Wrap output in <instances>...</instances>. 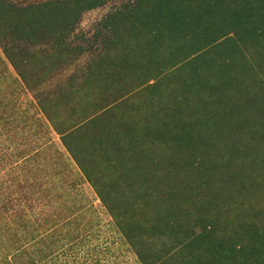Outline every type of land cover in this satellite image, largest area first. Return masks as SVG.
Masks as SVG:
<instances>
[{"label":"rangeland","instance_id":"rangeland-1","mask_svg":"<svg viewBox=\"0 0 264 264\" xmlns=\"http://www.w3.org/2000/svg\"><path fill=\"white\" fill-rule=\"evenodd\" d=\"M4 1L0 5V264H142L116 223V208L105 205L95 188L94 184L109 185L120 173L114 168H120L106 161L99 150L104 146L99 148L92 133L106 123V135L100 139L118 145L134 127L166 128L174 121L171 112L179 107L176 97L183 93L187 95L180 99L189 111L198 94L183 90V81L188 78L189 83L191 78V89L196 88V76L190 73L207 69L210 60L200 62L212 56L206 52L220 51L212 49L219 29L228 28L220 43L236 41L235 48L227 45L224 53L234 57L233 71L241 87L231 88L222 97V106L228 115L233 111L232 117L239 100L248 102L250 110L256 100L253 118L245 120L255 125L258 139L263 138L257 146L259 161L251 163L250 155L234 146L216 152L205 162L213 175L202 176L201 187L187 198L190 204H183L182 216L192 223L200 205L208 204L213 213L220 206L229 228L253 222L264 226V0H204L215 6L211 12L200 0H190L193 15L200 10L209 14L204 27L213 24L210 30H197V35L193 29L184 34L174 26L168 28L175 18L166 12L174 11L182 0H89L97 6L75 15L67 33L60 32V23L77 2ZM48 3H54L49 10H38ZM222 6L232 14L239 8L248 10L244 15L248 26L236 33L222 20ZM19 8L31 12L16 16ZM41 19L44 31L35 36ZM152 27L160 31L157 37L163 35V44L151 43L144 35ZM170 38L176 43L168 44ZM174 76L180 85L175 91ZM216 101L220 103L217 98L212 102L218 105ZM183 111L180 107L178 114L185 117ZM250 128L239 130L250 134ZM156 152L161 155L163 149ZM249 152L257 154L251 148ZM163 165L148 190L165 200L169 178ZM85 170L94 175L93 181ZM237 172L251 176L247 187L239 184L242 176ZM143 190L147 191L143 184L133 183L131 192L121 190L129 197L117 202L134 203V195ZM148 213L152 217L154 212L145 209L142 217Z\"/></svg>","mask_w":264,"mask_h":264},{"label":"trees","instance_id":"trees-1","mask_svg":"<svg viewBox=\"0 0 264 264\" xmlns=\"http://www.w3.org/2000/svg\"><path fill=\"white\" fill-rule=\"evenodd\" d=\"M203 1L200 0V3L205 5L204 7L207 8V11H213L212 7L215 6L210 3H203ZM3 2L5 1H0V5ZM72 2H77V5L72 8V11L65 12L66 21L60 23V32L67 33L69 26L75 24L77 20L74 19L75 15H79L83 10L97 6L96 3L89 0H73ZM191 2L193 1L182 0L179 4L180 6L176 7L174 11L166 12V15L168 14L175 18L168 28L174 26L177 30L180 29L182 32L184 30L183 33L185 34L192 32V29L197 31L204 27L205 16H209V14H205L200 10L198 14L193 15ZM53 4L48 3L39 6L38 10H41V7H46V10H49L48 7L53 6ZM164 6L163 4L159 5L160 8ZM0 7L2 8V6ZM5 8H8V6H5ZM239 9L240 11L232 14V10L224 6L220 7L222 20L225 23H229L228 26H232L236 33L250 23L244 17V15H248L249 11ZM28 12H31V10L19 8L14 14L27 17ZM186 18L194 20L190 23ZM42 20L39 21L37 30L34 31L35 36L44 31L42 30ZM179 20L180 22L182 21V24L178 22ZM132 22H135V18H132ZM212 26L213 24L204 28L210 30ZM155 29L154 27L150 28L149 32L144 35L148 37L151 43L155 41L158 45L163 44L164 39H161L163 35L160 34L162 36L157 37L160 31ZM226 29H219L217 40L213 41L212 49H220V51L215 52V54L211 51L206 52L211 53L212 56L208 57V59L203 58L205 60L202 59L200 61L201 63H206V60H210V65L207 69L205 71L200 70L198 74H196L199 70L198 68L196 71L192 69L190 74L196 76L194 77L197 81L196 88L191 89L192 81H194L191 78H189V83L188 78L187 81H183V90L189 89L188 91H192L193 96L194 92L198 94V98H196L194 105L189 110L190 112L188 111L189 107L184 106L185 103H182L180 99L181 97H186L187 93H183L181 96L176 97V104L179 107L177 111H170L173 114L172 120L174 121H172V125L167 124V129L165 127H153L151 124L144 125L143 128L138 129L134 127V131L129 133V137L126 140L119 138L124 144L119 143L118 145H115L117 144L116 142L112 144L100 139V137L104 138L106 135V123L101 124L92 133L95 142L97 144L99 142V148L104 146L99 150L104 152L106 161L117 163L121 169L114 168L115 171L120 173L109 185L99 184V186L94 184L95 188L105 205L111 209L113 207L116 208V223L123 231L129 244L133 246L142 264H264L263 225L257 227L256 223L253 222L249 226H243L242 223L241 227L229 228L230 222L224 215L222 216L220 206L217 207L216 213H213L210 211L208 204H201L200 214L198 213L195 220L188 224V221L185 222L181 210L183 204H190L187 198L193 197L194 193L192 191L201 187L202 183L200 180L202 176L213 175L210 169L205 166V162H208L212 155H216V152L229 146H234V149L243 150L240 152L242 155L244 154L245 156L248 153L251 163L256 164L259 161V149L257 146H259L263 138L259 140L257 137L259 135L258 130L252 129L255 125L249 126V123L245 120L253 118L251 110L254 111L255 108H258L256 100L253 101L252 106L254 108L251 110L248 102L242 103L239 100L238 106L235 108L238 109L235 111L237 114L234 112L232 117L233 111L228 115L222 106V97L228 94L229 90L240 91L241 88L240 81L233 71L235 64H233L232 59L234 57H229L224 53V48L227 45L235 48L236 41L232 38L223 43L219 41L222 37H227V32L224 33ZM155 31L157 33H154ZM197 34L198 31L196 32ZM262 34H264V30ZM169 43L174 44L176 42L170 38ZM206 56L208 55H203V57ZM194 61L197 62V59H194ZM178 79L179 77L174 76L172 88L174 91L180 86ZM253 96L258 99L257 95ZM216 98L220 99V103L216 101V103H219L218 105L212 102ZM180 107L184 110L182 114H185V117L178 114ZM143 109L147 111L149 108ZM102 120L106 122V118ZM256 126L258 128L261 125ZM241 127L243 129L251 127L252 132L250 134H242L239 130ZM236 130L238 132L235 134ZM122 133L123 131L118 132V135L121 136ZM231 135L232 138L230 139ZM63 140L66 146L70 148L71 144L66 139ZM160 148L163 149V152L158 155L156 151ZM249 148L253 150V153L257 154L252 156ZM235 153L239 152L233 151V154ZM129 162L130 164L128 165ZM163 164H166L167 168V170L165 169V178H169L164 184L166 191H169L165 200L160 199L156 195L153 196L148 190V188L151 189V186H148L151 181L158 180L159 172L161 171L159 169L164 166ZM262 164L264 166V161ZM251 171L254 173V169ZM85 172L93 181L94 175L86 170ZM193 175L195 180L192 178L194 177ZM239 175L242 176L241 173L237 172V176ZM197 177L198 179L196 180ZM247 179H251V176L247 174L246 177L242 176L239 184L247 187ZM133 183H137L138 186L143 184L147 191L143 190L144 192L140 195L135 194L134 203L123 201L124 203L120 204L117 202L119 197H129L128 192H121V190L124 189L131 192ZM249 183L252 184L251 182ZM121 205L124 206L122 207ZM167 208L168 210L165 211ZM145 209L154 212L152 217L151 213L142 217ZM243 228H247V230L244 231Z\"/></svg>","mask_w":264,"mask_h":264}]
</instances>
